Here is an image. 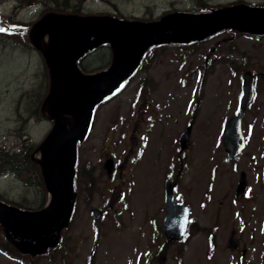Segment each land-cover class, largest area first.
<instances>
[{
  "label": "rangeland",
  "instance_id": "obj_1",
  "mask_svg": "<svg viewBox=\"0 0 264 264\" xmlns=\"http://www.w3.org/2000/svg\"><path fill=\"white\" fill-rule=\"evenodd\" d=\"M46 2L51 0H0V23L6 28L0 33V149L7 151L23 142L27 154L37 160L28 156L25 181L1 177L0 168V201L24 212L49 205L45 185L59 143L52 133L55 123L45 120L47 110L40 102L41 93L48 92L49 75L39 50L50 44L55 14L152 22L172 12L201 13L202 7L236 3L264 10V0H70V6L78 9L75 12L46 11L43 4L50 5ZM228 29L185 47L164 46L146 53L143 70L97 111L92 130L68 154L76 165L72 190L62 196L68 200L64 212L56 213L49 225L43 223L51 226V235H58L54 249L44 247L37 236L27 240L32 230L12 233L0 220V264H264V137L260 139L264 136V35L239 34L229 40ZM15 40L25 41L15 44ZM107 52L90 55L84 68H108L112 60ZM246 70L255 75V97L243 128L257 135H249L245 150L227 162L218 136L238 103ZM144 98L154 103L155 114L146 122L136 109ZM151 102L146 103L145 114ZM65 120L69 127V117ZM190 121V140L197 152L190 157L192 168L182 175L177 199L189 205L192 226L186 242L177 244L160 232L163 189L165 178L176 172L170 166L173 146L178 148L173 141ZM133 133L141 164L125 162L122 176L118 173L110 179L104 161L110 156L123 164L124 155L133 148ZM67 171L64 168L60 190L68 187ZM241 172L246 174L248 190L237 202L234 192ZM71 200L73 211L64 216ZM93 208L100 212L96 222L90 213ZM231 230L237 250L227 246Z\"/></svg>",
  "mask_w": 264,
  "mask_h": 264
},
{
  "label": "water",
  "instance_id": "obj_2",
  "mask_svg": "<svg viewBox=\"0 0 264 264\" xmlns=\"http://www.w3.org/2000/svg\"><path fill=\"white\" fill-rule=\"evenodd\" d=\"M58 22L62 28L61 36L69 37L76 43L75 48H65L64 53L69 67L76 71L79 77H76L71 87L74 95L73 106L56 110L53 115L55 126L52 133L58 135L59 143L49 162L46 180V188L51 200L45 209L38 212H24L0 202V220L12 233L19 234L32 230L27 239L38 233L34 227L49 223L54 220L56 213L60 214L62 204L65 202L62 196L70 192L72 186L74 169L73 163L68 161L72 146L84 135L95 106L122 88L138 67L144 52L162 44L185 43L225 27L256 35L264 33V11L249 8L215 9L206 15L173 12L152 23L126 22L110 17L80 16L61 17L58 18ZM63 23L65 25H62ZM0 28L3 29V25L0 24ZM101 33L114 34L121 38V41L115 43L111 65L107 70L95 75H83L77 69V61L91 49L86 39ZM53 34L60 35V31L53 30ZM241 92L239 114L227 123L224 132V147L228 159L236 156L243 148V142L237 135L240 134V119L252 98V77L249 73L244 75ZM65 116L70 119L69 127H67ZM188 137L189 128L180 136L181 149L185 148L184 144ZM65 167L68 171L64 181L68 183V187L60 190L59 182ZM104 167L110 174L112 167L110 159L105 162ZM245 187L246 178L244 174H241L236 195L242 193ZM60 191L63 195H60ZM164 205L166 212L162 224L163 235L171 241H181L185 235L189 209L185 203L179 205L174 203L173 189L169 180L164 183ZM70 212L71 208L68 209L67 214ZM91 214L92 219L96 221L99 217L97 210H91ZM10 219L17 222L16 226ZM236 245L231 234L228 246L235 248Z\"/></svg>",
  "mask_w": 264,
  "mask_h": 264
},
{
  "label": "flooded vegetation",
  "instance_id": "obj_3",
  "mask_svg": "<svg viewBox=\"0 0 264 264\" xmlns=\"http://www.w3.org/2000/svg\"><path fill=\"white\" fill-rule=\"evenodd\" d=\"M68 10H70V9H68ZM61 15L67 16V15H72V14H61ZM61 15H56V17L58 16L57 18H60V17H62ZM54 23H57V24H54ZM54 23L51 25L49 30H52V29L56 30V27L59 26L60 35H53L52 37L51 36L49 37L48 40H50V44H49V46L46 47V52H43L42 49L39 50L40 55L45 60L47 70H48V75H49V89H48V92L45 94V96L43 95V93H41L40 102L42 103V109H43V107H45L47 112H50V113H52V109L61 110V109H67V108L72 106L73 101H74V95L72 93L71 87L73 86V84L76 80V77H77V74L74 72V70H72L69 67L68 61L65 58L66 55L64 53L65 48H68V49H70L72 47L75 48L76 43H75V41H73L69 37L61 36L62 28L60 27L59 22H54ZM63 25H64V23H63ZM119 40H121V38L117 37L115 35L106 36L103 34H95L91 38L86 39V41L90 43L91 49H90V51L85 53L77 61L78 69L83 74H94V73L101 71L99 69L96 70V68H92L91 70L85 69L84 68V66L86 65L85 61L88 60L90 55H92L96 52H99L101 50L108 51L107 56L109 54L112 58V53H113L115 43H118ZM15 41L17 42L15 44H19V42L23 43V41H25V40H15ZM142 67L143 66L141 65V61H140V65H139L140 70H143ZM148 67H149L148 65L145 66V68H148ZM139 99H140V95L137 96V101ZM147 102H151V101L144 98L143 101L141 102V104L139 105V107H138L139 103H136V105H137L136 109L137 108L139 109V116H141L143 118L144 122H146L152 116L155 115V114L153 115V113H154V110H153L154 103L153 102H151L152 106L150 107L148 113L145 114L144 107H145ZM107 103L108 102H105V103L99 105L97 110L99 111ZM193 112L191 113L192 115L195 114ZM247 112H248V110H247ZM232 113H233V115L236 114L235 106L233 107ZM246 114L247 113H245V115ZM45 120L49 121V118H45ZM136 121H138V120H136ZM191 121H193V117H192ZM255 124L252 126V129L255 127ZM92 128H93V125H92ZM192 128H193V124H192ZM192 128H191V132H192ZM133 129H136V125L133 126ZM243 134H244L245 141H247V138L249 135H253V136L257 135V133L255 131H252L251 133H249L248 130H245V129L243 131ZM15 135H16V133H15ZM133 135L135 136L134 139L133 138L131 139V141H132L131 146L133 145V148H131L129 150V152H131V154L130 155H127V154L124 155L125 159L122 160V161H124L123 164L121 163V159H117L116 161L113 160L112 173L109 176L110 179H113L118 173L120 174V177L122 176V171L125 170L124 169L125 162L128 166L133 165L134 167H137L141 164L140 162H141L142 157L134 149L135 142H136V134L133 133ZM259 135H260L259 137H261L263 134H259ZM190 137H191V135H190ZM263 137L264 136H262L260 139L262 140ZM178 138H179V136L176 139H174V141H173L174 143L175 142L177 143V144L176 143L175 144L178 146V148L173 146L174 147L173 151L175 152V154L173 157V163L172 162L170 163L171 170L174 171L176 169V172L174 175L173 174L168 175V177H170L171 182L173 183V186H174L175 199H176L175 201H177V197H178L177 193L179 192L182 175L184 173H186L189 168H192V167H190L192 164V159L190 157H191V155H193L194 152H197V150L194 149L195 144L191 140H189V145L186 149L180 150ZM214 146H215V143H214ZM28 156L29 155L27 154V152L24 148L23 142L19 143V145H17V144L12 145L9 148V150H7V151L0 149V168H2V171H3L2 172L0 170V172H2L1 177H7L8 176L9 179H11V176H12V178H14L16 181L17 180L18 181H25V179L23 178V175H25L27 172ZM30 157H31L30 159L32 160L33 155H30ZM107 157H109V156H107ZM172 173H174V172H172ZM244 195L245 194H243L240 198H236L234 200L237 202L241 201V199H243L245 197ZM179 201H183V198L182 199L179 198ZM63 212H64V208L62 210V213ZM47 224L49 225V223H47ZM191 226H192V222L189 223L187 233L190 232ZM50 227L51 226H49L47 228V226L45 224H41L35 228L38 231V234H36V236L38 238L34 237V239L35 238L39 239V242L44 243V247H49V245L53 241V240L49 241V239L50 238L53 239L55 237V234H53V235L50 234V232H51ZM231 231H233V230H231ZM237 249H239V245L235 250H237Z\"/></svg>",
  "mask_w": 264,
  "mask_h": 264
},
{
  "label": "trees",
  "instance_id": "obj_4",
  "mask_svg": "<svg viewBox=\"0 0 264 264\" xmlns=\"http://www.w3.org/2000/svg\"><path fill=\"white\" fill-rule=\"evenodd\" d=\"M24 1H27V2L31 3V2H34L35 0H24ZM69 1L70 0H51V2H46V3L52 5V7H50V5H45L46 6L45 10L52 12V11H55V10H61L62 11L63 9H67L69 7H70V9H72V6H70ZM77 10H78L77 8H74V12L77 11ZM27 167H28V164H27Z\"/></svg>",
  "mask_w": 264,
  "mask_h": 264
},
{
  "label": "snow or ice",
  "instance_id": "obj_5",
  "mask_svg": "<svg viewBox=\"0 0 264 264\" xmlns=\"http://www.w3.org/2000/svg\"><path fill=\"white\" fill-rule=\"evenodd\" d=\"M0 31H3V29H2V28H0Z\"/></svg>",
  "mask_w": 264,
  "mask_h": 264
},
{
  "label": "bare ground",
  "instance_id": "obj_6",
  "mask_svg": "<svg viewBox=\"0 0 264 264\" xmlns=\"http://www.w3.org/2000/svg\"><path fill=\"white\" fill-rule=\"evenodd\" d=\"M261 247V246H260ZM261 251V250H260ZM255 260V259H254Z\"/></svg>",
  "mask_w": 264,
  "mask_h": 264
}]
</instances>
